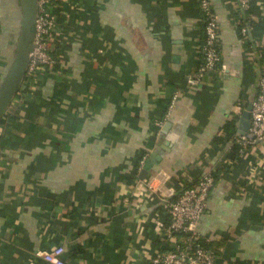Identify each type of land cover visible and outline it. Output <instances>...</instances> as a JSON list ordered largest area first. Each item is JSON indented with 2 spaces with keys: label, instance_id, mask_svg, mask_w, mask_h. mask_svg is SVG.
<instances>
[{
  "label": "crops",
  "instance_id": "1",
  "mask_svg": "<svg viewBox=\"0 0 264 264\" xmlns=\"http://www.w3.org/2000/svg\"><path fill=\"white\" fill-rule=\"evenodd\" d=\"M60 1L54 66L22 79L0 118V264L55 245L66 264H154L163 200L210 171L197 229L216 264H264V148L225 161L264 73V0L253 14L210 0L221 61L198 84L197 0ZM21 18L20 0H0V88Z\"/></svg>",
  "mask_w": 264,
  "mask_h": 264
},
{
  "label": "built area",
  "instance_id": "2",
  "mask_svg": "<svg viewBox=\"0 0 264 264\" xmlns=\"http://www.w3.org/2000/svg\"><path fill=\"white\" fill-rule=\"evenodd\" d=\"M244 11L253 14L262 0H237ZM204 20V39L201 45V63L190 80L198 84L206 73L218 71L221 56L218 47L219 20L212 8L210 0H197ZM62 6L59 0H36V15L33 26L31 49L23 75L27 83H35L42 70L52 68L55 59L52 52L57 40V24L60 19L59 10ZM59 26V25H58ZM242 28L245 36L250 30ZM178 94L174 93L167 106L166 113L158 125L168 120L174 108ZM250 126L246 133L234 137V145L227 155L226 165L233 163L231 155L243 154L248 147L264 148V75L258 80V92L249 103ZM145 157L140 161L143 167ZM213 172H205L200 179L185 187L174 201L163 200L164 213L170 218L163 228L159 230V237L164 250L156 253L154 264H216L218 252L208 249L203 244V238L198 232V223L208 207V198L215 184ZM149 188L152 189L150 183ZM31 264H66V250L62 245H55L47 250H38L32 257Z\"/></svg>",
  "mask_w": 264,
  "mask_h": 264
},
{
  "label": "water",
  "instance_id": "3",
  "mask_svg": "<svg viewBox=\"0 0 264 264\" xmlns=\"http://www.w3.org/2000/svg\"><path fill=\"white\" fill-rule=\"evenodd\" d=\"M23 18H22V34L18 45H16V56L13 61L12 67L6 77V80L2 87L0 88V117L3 114L5 108L11 102L16 89L18 88L23 75L25 73V68L28 60V52L31 49V40L33 37V26L36 15V0H20ZM250 105L243 112L241 127L243 129L242 133H246V122L250 123L249 114ZM151 168V163L148 161L143 166L141 171V176H145L148 170Z\"/></svg>",
  "mask_w": 264,
  "mask_h": 264
},
{
  "label": "trees",
  "instance_id": "4",
  "mask_svg": "<svg viewBox=\"0 0 264 264\" xmlns=\"http://www.w3.org/2000/svg\"><path fill=\"white\" fill-rule=\"evenodd\" d=\"M250 26L253 28L254 24H252V25L250 24ZM202 43H203V42H202ZM262 75H264V73H262ZM10 104H11V102L9 103V105H10ZM9 105H8V106H9ZM8 106H7V107H8ZM6 109H7V108H5V110H6ZM5 110H4L3 114L1 115V117L5 115ZM1 117H0V118H1ZM213 175H214V177H216V174H215V173H213ZM203 243H204L203 245H204L205 247L208 246V244H205L204 240H203Z\"/></svg>",
  "mask_w": 264,
  "mask_h": 264
},
{
  "label": "flooded vegetation",
  "instance_id": "5",
  "mask_svg": "<svg viewBox=\"0 0 264 264\" xmlns=\"http://www.w3.org/2000/svg\"><path fill=\"white\" fill-rule=\"evenodd\" d=\"M22 18H23V12H22ZM22 18H21V21H20V24H19V26H21V31H20L21 34H22V25H21ZM21 34H20V37H21ZM19 40H20V38H19ZM16 44L18 45V43H16Z\"/></svg>",
  "mask_w": 264,
  "mask_h": 264
}]
</instances>
